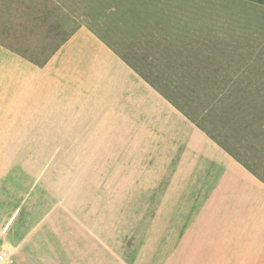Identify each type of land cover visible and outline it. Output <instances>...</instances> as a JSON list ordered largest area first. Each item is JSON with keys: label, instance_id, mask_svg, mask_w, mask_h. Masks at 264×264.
<instances>
[{"label": "crops", "instance_id": "crops-1", "mask_svg": "<svg viewBox=\"0 0 264 264\" xmlns=\"http://www.w3.org/2000/svg\"><path fill=\"white\" fill-rule=\"evenodd\" d=\"M163 27L146 35L155 41L147 52L125 47L139 65L86 24L43 65L0 43L5 260L20 199L36 192L35 152L43 151L59 152L54 165L81 189L90 183L110 208L123 204L126 216L175 215L166 228L175 229V264H264V181L235 154L238 136L223 120L239 107L230 88L243 84L194 47L203 32Z\"/></svg>", "mask_w": 264, "mask_h": 264}, {"label": "rangeland", "instance_id": "rangeland-1", "mask_svg": "<svg viewBox=\"0 0 264 264\" xmlns=\"http://www.w3.org/2000/svg\"><path fill=\"white\" fill-rule=\"evenodd\" d=\"M0 4H6L0 7V43L37 63L46 61L85 24L132 64L139 59H133L125 47L147 52L155 41L146 35L161 32L163 24L162 30L169 25L182 33L203 32L205 37L192 40L194 47L218 55L219 60L213 55L211 60L221 64L230 80L243 84L230 88L235 97L231 104L238 102L239 107L223 120L233 122L227 131L239 137L235 154L264 181V0H5ZM248 83L256 85L247 87ZM55 158L59 152H35L36 192L20 199V221L11 235L12 244L5 247L4 264H175V229H166L175 226V215L126 216L123 204L110 208L108 199L93 198L90 183L83 189L77 186L54 165Z\"/></svg>", "mask_w": 264, "mask_h": 264}, {"label": "built area", "instance_id": "built-area-1", "mask_svg": "<svg viewBox=\"0 0 264 264\" xmlns=\"http://www.w3.org/2000/svg\"><path fill=\"white\" fill-rule=\"evenodd\" d=\"M4 262H5V255L0 254V264H4Z\"/></svg>", "mask_w": 264, "mask_h": 264}, {"label": "trees", "instance_id": "trees-1", "mask_svg": "<svg viewBox=\"0 0 264 264\" xmlns=\"http://www.w3.org/2000/svg\"><path fill=\"white\" fill-rule=\"evenodd\" d=\"M55 51H56V50H55ZM55 51H54V52H55ZM54 52H53V53H54ZM53 53H52V54H53ZM45 62H46V61H44V62H42V63H38V64H39V65H43ZM36 63H37V62H36Z\"/></svg>", "mask_w": 264, "mask_h": 264}]
</instances>
